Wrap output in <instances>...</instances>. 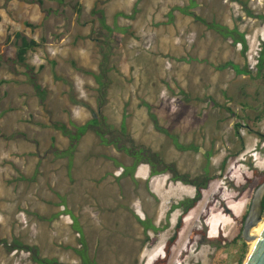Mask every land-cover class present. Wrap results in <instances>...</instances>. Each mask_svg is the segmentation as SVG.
I'll return each mask as SVG.
<instances>
[{
	"label": "rangeland",
	"instance_id": "1",
	"mask_svg": "<svg viewBox=\"0 0 264 264\" xmlns=\"http://www.w3.org/2000/svg\"><path fill=\"white\" fill-rule=\"evenodd\" d=\"M194 1L196 16L236 28L245 45L178 10L170 20L169 9L188 1L160 0L154 13L161 19V35L145 28L149 16H138L133 38L109 58L113 82L98 107L93 78L69 64L75 59L97 71L101 59L88 36H76L77 0H0V239L8 245L0 244V264H35L30 252L10 248L14 239L36 246L44 257L77 263L80 236L73 216L98 264H153L158 258L164 264H238L241 258L243 264L250 243L238 235L258 183L254 171L264 172V79L257 67L264 0ZM103 33L97 26L90 37ZM16 34L38 43L25 58L35 71L43 65L38 72L47 91L43 104L13 59ZM225 62L241 71L221 68ZM146 104L177 143L197 150H179L173 138L155 130ZM259 111L261 119H253ZM93 116L114 128L124 122L129 137L159 152L160 168L169 165L174 172L151 176L150 166L141 163L137 181L122 176L117 163L129 165L131 157L102 144L92 130L79 139L68 169V159L54 150L66 149L68 138L51 125H81ZM236 123L241 124L237 129ZM205 153H211L208 160ZM204 167L207 184L167 252L181 209L168 211L197 195L193 181L206 175ZM175 174L188 182L174 180ZM136 216L150 219L158 232L144 234ZM151 237L154 242L147 240Z\"/></svg>",
	"mask_w": 264,
	"mask_h": 264
},
{
	"label": "trees",
	"instance_id": "2",
	"mask_svg": "<svg viewBox=\"0 0 264 264\" xmlns=\"http://www.w3.org/2000/svg\"><path fill=\"white\" fill-rule=\"evenodd\" d=\"M40 2V1H39ZM176 9H180V7H175ZM95 14V13H92ZM97 15H101L100 25L101 28L104 30L103 39H99L97 46H98V53L100 55V60L98 64V70H92L85 68L81 65H78L77 62L74 59H71L70 65L73 68V70L82 73L83 75H88L93 78L94 83L96 85V92L97 97L96 101L99 104L98 107L102 106L103 102L101 101L102 97H106L108 94V91L110 89V86L113 82V79L110 75V72L115 69L113 65H110L108 63L110 61V57L112 55V52L114 49H116L125 39L126 35L132 36L134 33L132 31H129V29H126V32H123V30L120 29H113L108 27L104 22L103 13H96ZM247 14L249 16H253V13L251 11H247ZM259 18L264 20V15H260ZM25 25L32 26L31 24L25 22ZM33 27V26H32ZM209 27L211 29H214L216 32L223 35L225 39L230 38L233 39L234 42H240L245 45V41L241 36V33H239L237 30H230L228 27L221 26L219 24H210ZM16 39H19V43L17 44L16 53L14 56V60L16 63L21 65V67L24 69V72L27 75V82L32 86L33 90L35 91V95L37 96L39 102L43 104L46 100V89L41 86V84L38 82V72L43 68V65H39V67L35 71V67L28 63L25 58V54L28 50L34 49L38 43L33 39H27L25 37H21L19 35H15ZM264 42V41H263ZM245 47V46H244ZM259 55L257 57V67L259 72L262 71V77L264 79V43L262 44V47L260 48ZM230 66L235 71L240 72L241 69L238 68L237 65H234L232 62H225L220 67L225 68ZM244 106L242 108V112H247V105L244 102H241V106ZM147 106V114L149 119L151 120L153 127L155 130L164 133L165 135L173 138V143L175 147L182 151L187 150H197L198 147L193 145H183L177 143V139L174 135H172L167 129L162 128L159 123L157 116L150 111V107L148 104ZM245 108V109H244ZM262 111H259L253 116V119L260 120L262 117ZM242 118L247 120H251L250 114H243ZM45 126L46 124H40ZM56 130L60 131L64 136L68 138V146L66 149L58 151V149H55V154L59 157H64L68 159V165L67 168L70 169L72 165V159L74 156L75 151L77 150L78 141L81 138L82 135H84L87 131L92 130L96 135H98L101 139L102 144H113V146L118 150L123 152L125 155L131 157L132 161L128 165H119L122 168L121 175L125 176L128 174V171L130 170L131 173L136 169L138 164L146 163L150 166V175L155 176L161 173H165L166 171H172L174 172V169L170 168L169 165H165L164 167L160 168V165H164L163 160L161 159V156L159 152L152 151L149 148H146L140 144H137L133 139L129 137V134L127 133L125 123L122 122L119 128H114L110 124H106L105 121H100L97 116H93L89 120H87L85 123L81 125H77L76 123H73L72 121L69 122V126L64 123L54 122L53 125H51ZM241 126L240 123H236V129ZM106 134L112 135L111 139H107L105 137ZM211 153H205L203 157L208 160L210 158ZM204 174L205 176H199L196 180H194V184H196L197 188H204L207 184V168L204 167ZM255 176H259L258 183H260L262 180H264V172L258 173L257 171H254ZM174 180H181L183 182H188L187 179L183 178V176L175 174L173 177ZM31 180H34V177L31 178ZM257 183V184H258ZM201 192L198 191L197 195L194 196L192 199H183L179 201L177 204H174L171 206V208L168 211V214L173 211L175 208L181 209V214L178 217V220L175 224V230L173 235L168 239L166 244V250L168 252L169 247L175 242L177 238V234L179 229L182 226V218L183 216L191 210L199 201ZM65 202L62 203L64 205ZM263 210H264V200H263ZM55 216H58L57 214ZM246 215L243 217V221ZM136 219L138 223L143 228L144 234H147L149 230L153 232H158V228L150 221V219H141L140 217L136 216ZM73 229L75 232L80 236L79 237V247H75L74 251L77 255L78 262L77 263H63L60 262L56 258H49L44 257L39 254L38 248L36 246L30 247L27 245H23L20 241L14 239L13 240V248L15 250L25 249L27 252H30V259L35 264H98L88 253V247L87 243L83 238V232L82 228L78 225L77 218L73 216ZM165 227V226H163ZM162 227V228H163ZM161 228V229H162ZM240 236V235H238ZM240 238V237H238ZM148 241L154 242L155 237L147 238ZM5 241L0 239V244H4L5 246H8L4 243ZM245 251V248L243 249V252ZM242 257V256H241ZM165 259L158 258L154 261L153 264H164ZM241 258L239 259L238 264H240Z\"/></svg>",
	"mask_w": 264,
	"mask_h": 264
},
{
	"label": "crops",
	"instance_id": "3",
	"mask_svg": "<svg viewBox=\"0 0 264 264\" xmlns=\"http://www.w3.org/2000/svg\"><path fill=\"white\" fill-rule=\"evenodd\" d=\"M146 1L147 0H77V23H74V24H77V35L76 36L78 38L82 36H86V37L88 36L91 40L90 47L94 48V51L98 52L97 43L99 39H103L104 34H101V36L99 37L97 36L95 37V35L93 37H90V36H91V30L97 29V26H98V30H103L100 25L101 15L96 14L100 12L103 13L104 22L108 27L113 28V29H120V30H123V32H126V29H129V31H132L133 33L135 29L139 28V26L137 25V23H139L138 16H143V15L146 17L149 16V19L146 18L145 28L151 29L153 27V29H155V31L157 32V35H161L163 31L161 28V19L160 18L156 19V16L154 13L156 6H157V2L160 0H149L152 3L149 6H147ZM187 1H188L187 4L183 7L174 5L172 8L169 9L170 11H168V16L170 20H174L175 12H176L175 10H178L181 15L193 17L195 20H197L201 24H204L207 28L211 29L209 25L215 24V23H210L207 21V19L196 16L192 10V8L196 5V2L194 0H187ZM175 7H180L181 10L176 9ZM80 13H82V15L83 14L89 15L90 20L85 19L84 21H82V17ZM92 13H95V14H92ZM152 14L153 16H151ZM96 15L97 17L95 18ZM92 17L94 18V21L91 20ZM221 26H224V25H221ZM228 28L230 30L232 29L237 30L236 28H230V27ZM211 30L215 34L223 37L222 34L216 32L214 29H211ZM131 38H133V35L132 36L126 35L125 36L126 40L125 39L124 40L128 41ZM76 54H77V49H76ZM83 67L95 70L93 66H83ZM56 78L59 80L61 79V78H58V76ZM72 119L75 122V120H77V115H75V117H72Z\"/></svg>",
	"mask_w": 264,
	"mask_h": 264
},
{
	"label": "water",
	"instance_id": "4",
	"mask_svg": "<svg viewBox=\"0 0 264 264\" xmlns=\"http://www.w3.org/2000/svg\"><path fill=\"white\" fill-rule=\"evenodd\" d=\"M264 180L254 189L249 209L244 218L240 237L245 243L255 241L243 264H264V224L258 235L251 233L253 227L263 220Z\"/></svg>",
	"mask_w": 264,
	"mask_h": 264
},
{
	"label": "bare ground",
	"instance_id": "5",
	"mask_svg": "<svg viewBox=\"0 0 264 264\" xmlns=\"http://www.w3.org/2000/svg\"><path fill=\"white\" fill-rule=\"evenodd\" d=\"M263 224H264V218L258 225H256L255 227L252 228L251 233H254L255 235H258V233H259L261 227L263 226ZM254 243H255L254 240L250 242V250L253 247Z\"/></svg>",
	"mask_w": 264,
	"mask_h": 264
},
{
	"label": "flooded vegetation",
	"instance_id": "6",
	"mask_svg": "<svg viewBox=\"0 0 264 264\" xmlns=\"http://www.w3.org/2000/svg\"><path fill=\"white\" fill-rule=\"evenodd\" d=\"M262 137H264V135H262ZM127 167H128V165H127ZM134 173H135V170L133 171V173H131V171L129 170L127 175H128L129 177H131L134 181H137V177L135 176ZM262 181H263V180H262ZM262 181H261V182H262ZM258 184H259V183H258ZM258 184H257V185H258ZM257 185H256V186H257ZM194 186H195V188H197L196 184H194ZM197 190H198V191H199V190L201 191V190H203V188H197Z\"/></svg>",
	"mask_w": 264,
	"mask_h": 264
}]
</instances>
